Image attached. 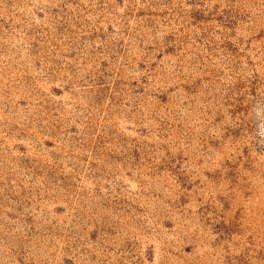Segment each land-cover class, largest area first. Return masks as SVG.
<instances>
[{
    "label": "rangeland",
    "instance_id": "1",
    "mask_svg": "<svg viewBox=\"0 0 264 264\" xmlns=\"http://www.w3.org/2000/svg\"><path fill=\"white\" fill-rule=\"evenodd\" d=\"M0 264H264V0H0Z\"/></svg>",
    "mask_w": 264,
    "mask_h": 264
}]
</instances>
